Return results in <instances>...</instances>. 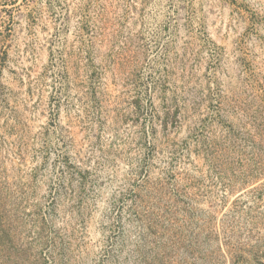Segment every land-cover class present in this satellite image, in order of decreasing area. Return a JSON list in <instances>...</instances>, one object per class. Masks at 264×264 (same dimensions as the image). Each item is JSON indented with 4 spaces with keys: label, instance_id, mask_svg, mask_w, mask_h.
Returning a JSON list of instances; mask_svg holds the SVG:
<instances>
[{
    "label": "rangeland",
    "instance_id": "rangeland-1",
    "mask_svg": "<svg viewBox=\"0 0 264 264\" xmlns=\"http://www.w3.org/2000/svg\"><path fill=\"white\" fill-rule=\"evenodd\" d=\"M0 264H264V0H0Z\"/></svg>",
    "mask_w": 264,
    "mask_h": 264
}]
</instances>
